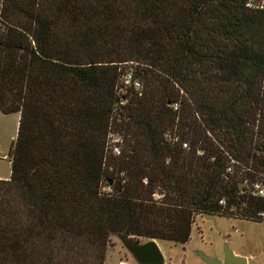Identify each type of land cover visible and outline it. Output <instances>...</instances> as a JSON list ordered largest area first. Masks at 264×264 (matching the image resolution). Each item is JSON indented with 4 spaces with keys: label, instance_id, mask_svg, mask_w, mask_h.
<instances>
[{
    "label": "trees",
    "instance_id": "1",
    "mask_svg": "<svg viewBox=\"0 0 264 264\" xmlns=\"http://www.w3.org/2000/svg\"><path fill=\"white\" fill-rule=\"evenodd\" d=\"M0 111V264H103L111 235L180 244L196 214L264 221V10L244 0H0Z\"/></svg>",
    "mask_w": 264,
    "mask_h": 264
},
{
    "label": "rangeland",
    "instance_id": "2",
    "mask_svg": "<svg viewBox=\"0 0 264 264\" xmlns=\"http://www.w3.org/2000/svg\"><path fill=\"white\" fill-rule=\"evenodd\" d=\"M17 113L0 111V177L9 174L8 148L15 136ZM116 142H113V140ZM120 137L112 134L108 144L120 145ZM132 239L143 241L142 236ZM163 254V264H208L196 253L199 249L205 254L221 258L226 244L233 252L245 257L246 264H264V221L221 215L196 214L191 224L189 238L183 243L155 238ZM103 264H141L126 250L116 235L108 240Z\"/></svg>",
    "mask_w": 264,
    "mask_h": 264
},
{
    "label": "water",
    "instance_id": "3",
    "mask_svg": "<svg viewBox=\"0 0 264 264\" xmlns=\"http://www.w3.org/2000/svg\"><path fill=\"white\" fill-rule=\"evenodd\" d=\"M0 156H4V153H0ZM116 236L137 262L141 264H163L164 257L155 238L138 241L130 238L126 233ZM195 253L208 264H246L245 257L233 252L226 244L221 258L205 254L199 249H195Z\"/></svg>",
    "mask_w": 264,
    "mask_h": 264
},
{
    "label": "built area",
    "instance_id": "4",
    "mask_svg": "<svg viewBox=\"0 0 264 264\" xmlns=\"http://www.w3.org/2000/svg\"><path fill=\"white\" fill-rule=\"evenodd\" d=\"M244 5L250 9H262L264 10V0H244ZM121 81L124 85L131 86L134 90H140L141 89V81L133 76L132 70L128 67L125 68L121 74ZM113 140V142H116ZM112 151L118 152V145L113 144L112 145ZM253 189L258 194H264V184L260 182H255L252 185ZM105 189H108V187H105ZM222 200L219 199V202Z\"/></svg>",
    "mask_w": 264,
    "mask_h": 264
},
{
    "label": "flooded vegetation",
    "instance_id": "5",
    "mask_svg": "<svg viewBox=\"0 0 264 264\" xmlns=\"http://www.w3.org/2000/svg\"><path fill=\"white\" fill-rule=\"evenodd\" d=\"M135 240V239H134Z\"/></svg>",
    "mask_w": 264,
    "mask_h": 264
}]
</instances>
